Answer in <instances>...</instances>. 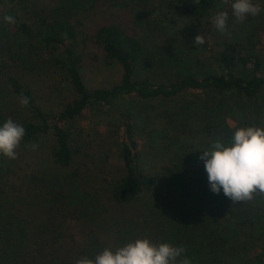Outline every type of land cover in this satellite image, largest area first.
Wrapping results in <instances>:
<instances>
[{
  "label": "trees",
  "instance_id": "1",
  "mask_svg": "<svg viewBox=\"0 0 264 264\" xmlns=\"http://www.w3.org/2000/svg\"><path fill=\"white\" fill-rule=\"evenodd\" d=\"M28 1L17 0L20 6L16 8L3 5L4 16L6 7L13 10L15 16H11L15 23L7 24L5 20H0V80L8 85L19 102L21 94L29 101L27 106L20 103L27 115L16 122L25 128L21 142H35L41 134L52 132V157L58 164L69 166L81 152L71 138L72 122L94 104L114 111L119 123L116 128V135L119 136L115 138V143L120 167L112 173L103 174L100 186L112 205L133 202L158 184V178L141 165L143 150L139 145L141 134L134 120L136 113L120 106L122 98L173 99L183 92H191L198 97L192 114L201 121L204 135L212 138L206 142L212 146L217 139L225 144L232 142L236 129L230 128L225 121L230 114L229 104L235 103V98H257L264 88V76L259 73L258 41L255 39V36L264 35V27L255 28L244 43L227 40L219 50L212 49L207 40L198 46L181 49L172 46L171 52L161 51L164 52L161 61L152 59L148 63L155 67H167V77L153 71L149 75H140L138 68L145 67L143 61L146 58L140 30L108 17L109 11L116 10L118 6L128 9L133 17V10L136 13L140 9L143 10L148 31H158L160 26L157 22L160 20L149 16L155 8L146 10L143 6L146 0H57L51 8L28 4ZM158 1L169 17L192 19L208 18L220 4V0ZM134 23L138 25L137 20ZM89 45L99 50L103 61L120 68L119 80L109 87L89 88L84 80L83 69ZM199 51L208 53L207 57L202 58L198 55ZM40 63L59 68L72 90V96L54 113L41 108L28 82V72ZM163 73L166 74L167 70ZM218 95H221L220 98ZM7 120L0 113V127ZM202 145L199 148L197 144H183L181 140L175 152V162L164 178L167 180L162 179L170 191L175 190L180 199L184 202L188 199L192 204L189 208L193 215L190 222L185 220L188 209H178L180 218L176 219L178 226L175 225L176 236L172 242L168 228L165 229L171 221L169 208L161 213L162 209L158 210L154 205L149 214L127 216L124 228L115 230L116 236L122 239L117 241L112 238L110 242L107 233L101 236L96 229L89 234L78 231L79 237L73 231L62 234L61 225L48 238L44 224L38 223L33 230L26 229L21 223V210L0 202V264H76L82 257L95 259L105 248L115 251L116 246L143 238L157 245L167 242L176 247L183 246L190 254L188 257L193 258L190 259L191 264H228L229 261L223 263L225 260L219 253L228 255L226 252L230 249L233 251L231 254L238 255L246 247L238 250L236 239L226 238L224 231L218 232L215 226V235L208 233L197 237L196 234L193 240L190 237L195 236L193 230L207 220L206 216L198 214V208L206 204L212 210L209 216L207 214L209 225L216 213L226 221L238 220L244 225L251 220L254 204L252 199L233 203L222 189L218 194L211 191L204 161L200 159ZM0 157L3 155L0 154ZM131 164L135 166L136 173ZM27 193L24 183L0 180V197L8 194L21 197ZM261 197L264 200V195ZM107 207L104 213L108 218L106 225L113 229L119 223L118 218L114 210L107 211ZM156 217H163L165 224L159 223ZM217 223L215 220L214 225ZM72 229L75 227H70V231ZM184 257L185 252L179 259Z\"/></svg>",
  "mask_w": 264,
  "mask_h": 264
},
{
  "label": "rangeland",
  "instance_id": "2",
  "mask_svg": "<svg viewBox=\"0 0 264 264\" xmlns=\"http://www.w3.org/2000/svg\"><path fill=\"white\" fill-rule=\"evenodd\" d=\"M56 1L29 0L28 4L35 3L40 7L51 8ZM16 2L17 0H0V20H4L3 5H12L16 8L20 6V3ZM233 2L234 0H227V3L220 0L219 6L211 16L205 19H192L172 15L169 17L158 0H146L143 3L146 10L155 8L149 16L157 18V21L160 20L156 21L160 30L153 32L148 31L145 18L142 16L143 10L140 9L136 13L133 10V17L128 9L118 6L116 10L111 9L113 13L109 11L108 18L140 30L146 48V58L143 61L145 67L138 68L139 74L149 75L153 71L161 77H167L169 74L167 67L148 64L152 59L161 61L164 53L161 51L171 52L172 46L179 49L191 45L198 46L199 44L194 43L196 35H203L212 49L219 50L227 40L244 43L246 37L255 28L264 27V0H253L262 10L255 16H246L243 22H238L232 15ZM5 9L6 15L15 16L10 7ZM220 11H227L229 14L224 32L218 31L213 23L215 15ZM133 20H137L138 25ZM5 23L9 24L6 21ZM255 39L258 41L256 49L261 63L259 73L264 76V35L255 36ZM207 54L198 52L202 58L207 57ZM99 55V50L89 45L83 69L84 80L89 88L109 87L120 78L119 66L103 61ZM27 78L36 102L45 112H56L72 96V90L64 73L52 64L36 65L28 72ZM220 96L218 95L219 98ZM197 102L198 97L191 92H183L173 99L141 100L133 96L121 99V107L136 113L134 120L141 134L139 145L143 150L141 165L158 178V184L152 190L140 194L133 202L112 205L105 193L100 190L101 176L112 173L120 167L115 143V138L119 136L116 135L119 123L114 111L94 104L77 117L70 127L71 138L81 149L71 165L62 166L54 161L51 154L54 146L52 132L41 134L35 142H20L16 149L17 158L14 160L5 156L0 157V180L24 183L28 188V193L21 197L13 194L0 197L1 204L18 207L22 215L21 223L26 229L33 230L37 228L38 223L44 224V230L49 233L48 238L52 237L54 231L58 230V225H61L62 234L66 235L73 231L78 236V231L81 233L86 231L89 234L91 230L96 229L101 236L107 233L110 242L112 238L117 241L122 239L121 236H116L115 230L120 231L124 228L127 216L149 214L156 205L158 210L162 209L161 213L166 208L170 209L171 221L169 227L168 225L164 227L166 230L168 228V236L171 237L172 242L176 236V219L180 218L178 209H188L185 218L188 222L193 215L189 211L192 206L190 200L186 199L184 202L177 196L175 190L168 189L164 182L167 180L164 179L166 173L175 162V152L181 145V140L183 144H197L199 148L203 144L201 149L203 151L212 147L207 144L212 138L209 139L204 135L201 121L192 114ZM233 104H229L230 114L225 118L230 128L236 130L248 126L264 128V88L257 98H235ZM0 113L15 123L27 115L8 85L2 80H0ZM33 145L36 147L34 148ZM263 195L264 193L259 191L253 193L251 220L249 223L244 222V225L238 220L226 221L217 213L214 219L211 218L212 222L209 225L207 214L209 216L212 210L206 204L202 205L198 208V214H203L207 220L203 225L200 222L201 227L193 230L195 236L190 235V237L195 240L196 234L197 237L208 233L215 235V226L218 232L224 231L226 238L236 239L238 250L246 247V250H241L238 252L241 254L238 255L231 254L233 251L230 249L226 252L228 255L223 256L222 252L219 253L222 260H225L223 263L229 261L228 264H264V200L261 197ZM106 207L107 211L114 210L115 217L118 218L119 223L113 229H109L106 225L108 220L104 215ZM155 219L165 224L163 217ZM215 220L218 221L216 225H214ZM70 227L75 229L70 231ZM125 243L118 247L124 246ZM118 247L116 246V249ZM188 256L190 254L185 251V257Z\"/></svg>",
  "mask_w": 264,
  "mask_h": 264
},
{
  "label": "clouds",
  "instance_id": "3",
  "mask_svg": "<svg viewBox=\"0 0 264 264\" xmlns=\"http://www.w3.org/2000/svg\"><path fill=\"white\" fill-rule=\"evenodd\" d=\"M224 2L227 3V0ZM231 9L238 22L262 10L253 0H234ZM228 15L227 11L215 15L213 23L218 31L226 30ZM3 19L15 23L11 15H5ZM204 42L203 35L195 36V44ZM19 99L22 106L28 105L26 96L21 94ZM24 136L25 128L8 119L0 127V154L16 159V149ZM200 159L204 161L212 192L218 194L222 189L233 203L252 199L256 191L264 193V128L239 127L230 144L217 139L210 150L201 151ZM184 252L183 246L176 247L167 242L157 245L143 238L118 247L115 251L105 248L95 259L82 257L76 264H191L188 257L179 259Z\"/></svg>",
  "mask_w": 264,
  "mask_h": 264
},
{
  "label": "water",
  "instance_id": "4",
  "mask_svg": "<svg viewBox=\"0 0 264 264\" xmlns=\"http://www.w3.org/2000/svg\"><path fill=\"white\" fill-rule=\"evenodd\" d=\"M131 166H132V168H133V170H134V173H136V168H135V166H134L133 164H131Z\"/></svg>",
  "mask_w": 264,
  "mask_h": 264
}]
</instances>
